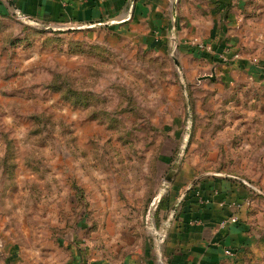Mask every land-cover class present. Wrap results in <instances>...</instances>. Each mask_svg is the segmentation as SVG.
Listing matches in <instances>:
<instances>
[{
  "label": "rangeland",
  "instance_id": "obj_1",
  "mask_svg": "<svg viewBox=\"0 0 264 264\" xmlns=\"http://www.w3.org/2000/svg\"><path fill=\"white\" fill-rule=\"evenodd\" d=\"M2 2L0 264L118 263L138 245L158 264L173 200L206 179L248 183L264 214V79L186 52L211 51L208 29L154 45L135 26L21 18ZM263 5L239 9L234 50L261 65Z\"/></svg>",
  "mask_w": 264,
  "mask_h": 264
},
{
  "label": "crops",
  "instance_id": "obj_2",
  "mask_svg": "<svg viewBox=\"0 0 264 264\" xmlns=\"http://www.w3.org/2000/svg\"><path fill=\"white\" fill-rule=\"evenodd\" d=\"M14 1L22 13L50 23L90 27L97 22L112 21L118 28L135 26L143 35H147V43L154 45L165 44L167 36L173 33L172 29L176 26L189 30L190 34H196L203 27L209 30L205 34V37L208 36L206 40L210 49L217 46L219 59L231 58V67L237 70V74L245 73L253 81L260 77L264 79V64H253L245 52L242 57H235L237 53L234 50L239 48L242 40L239 31L242 26L237 24V19L245 0ZM229 2L232 9L223 15V9ZM0 6L5 8L2 0ZM174 21L176 25L173 28ZM245 28L249 29L247 25ZM185 35L179 36L183 37L184 42L191 37L184 38ZM184 48L191 55L202 58L205 57L201 51L214 53V49L207 51L200 49L199 45H184ZM188 190L182 203L173 200L177 210L160 235L158 264H264V214L258 212L253 215L254 199L248 183L206 179ZM233 217L235 220H232ZM226 249L232 254H226ZM154 251L148 246L138 245L134 253L126 255L118 263H110L109 255L103 254L100 260L90 264H155L151 255ZM6 264H10L8 260ZM59 264L89 263H81L79 259Z\"/></svg>",
  "mask_w": 264,
  "mask_h": 264
},
{
  "label": "trees",
  "instance_id": "obj_3",
  "mask_svg": "<svg viewBox=\"0 0 264 264\" xmlns=\"http://www.w3.org/2000/svg\"><path fill=\"white\" fill-rule=\"evenodd\" d=\"M14 4V6L17 8V9H19V10H21V8L19 7V5H17L16 4V2L15 3H13ZM231 4V2H229L228 4H226V6L224 7V14H225V11H228V8H229V5ZM22 11V10H21ZM23 12V11H22ZM211 49H214V53H212V54H209L208 52H203V51H199L204 57H207L208 59H210V60H212V61H218L219 60V58L217 57V55H218V53H217V46H212V48ZM198 51V50H197ZM199 52H197V53H199ZM229 58V57H228ZM168 207V203H167V201H165L164 202V208H167Z\"/></svg>",
  "mask_w": 264,
  "mask_h": 264
},
{
  "label": "built area",
  "instance_id": "obj_4",
  "mask_svg": "<svg viewBox=\"0 0 264 264\" xmlns=\"http://www.w3.org/2000/svg\"><path fill=\"white\" fill-rule=\"evenodd\" d=\"M14 12L15 14L18 16V17H21V18H29L28 15H25L24 13H22L19 9H17L16 7L14 8ZM232 220H235V218L233 217ZM225 253L228 254V255H231L232 252L229 250V249H226L225 250Z\"/></svg>",
  "mask_w": 264,
  "mask_h": 264
},
{
  "label": "water",
  "instance_id": "obj_5",
  "mask_svg": "<svg viewBox=\"0 0 264 264\" xmlns=\"http://www.w3.org/2000/svg\"><path fill=\"white\" fill-rule=\"evenodd\" d=\"M174 26H173V28L175 27V25H176V22L174 21V24H173ZM210 77V76H209Z\"/></svg>",
  "mask_w": 264,
  "mask_h": 264
}]
</instances>
